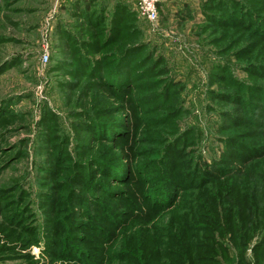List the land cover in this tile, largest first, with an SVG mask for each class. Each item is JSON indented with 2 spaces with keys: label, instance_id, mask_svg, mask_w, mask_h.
Segmentation results:
<instances>
[{
  "label": "rangeland",
  "instance_id": "rangeland-1",
  "mask_svg": "<svg viewBox=\"0 0 264 264\" xmlns=\"http://www.w3.org/2000/svg\"><path fill=\"white\" fill-rule=\"evenodd\" d=\"M155 5L0 0V264H264V0Z\"/></svg>",
  "mask_w": 264,
  "mask_h": 264
},
{
  "label": "built area",
  "instance_id": "built-area-1",
  "mask_svg": "<svg viewBox=\"0 0 264 264\" xmlns=\"http://www.w3.org/2000/svg\"><path fill=\"white\" fill-rule=\"evenodd\" d=\"M141 10H142V13L148 15L152 19L157 17L155 0H141ZM47 59H48V56H47Z\"/></svg>",
  "mask_w": 264,
  "mask_h": 264
}]
</instances>
